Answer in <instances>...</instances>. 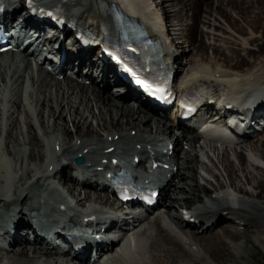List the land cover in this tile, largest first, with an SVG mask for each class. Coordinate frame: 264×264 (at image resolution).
<instances>
[{"label": "bare ground", "instance_id": "6f19581e", "mask_svg": "<svg viewBox=\"0 0 264 264\" xmlns=\"http://www.w3.org/2000/svg\"><path fill=\"white\" fill-rule=\"evenodd\" d=\"M39 2L64 9L72 25L92 32L113 26V7L145 26L157 17L163 27L152 31L166 60L177 66V91L198 90L206 99L223 96L229 103L245 102L251 121L257 127L264 123V0ZM251 6L255 10H248ZM175 20L179 31L173 33ZM178 47H183V58L176 54ZM188 52L191 59H186ZM4 55L10 59L0 58V264H241L248 232L264 246V126L250 130L243 141H230L221 140L213 128L202 132L187 123L181 134L175 133L171 160L176 170L163 186L164 210L155 218L127 213L120 220L137 229L131 236L136 237L135 246L116 247L127 232L122 238L113 234L112 242L98 247V259L90 262V252L70 258L68 252L62 255L61 247L30 240L38 225L26 211L35 207L36 197L38 205L49 209V220H55L58 202L60 208H83L86 217L111 222L100 216L122 205L108 194L102 173L91 168L119 155L133 161L140 156V164L146 162L149 144L165 141L176 120L166 113L157 117L155 106L131 100L136 93L112 92V83L121 80L112 82L110 66L99 73L105 65L99 58H86L89 51L79 52L75 60L68 54L62 69L52 72L34 68L26 55L11 50L0 53ZM12 63L16 74L9 71L7 76ZM68 68H78L77 76L84 79L96 75L98 81L86 86L68 76ZM59 72L65 73L64 81ZM29 79L36 96L28 95ZM77 155L86 159L79 168L73 162ZM78 169L82 181L73 176ZM188 216L198 222L192 224ZM149 240L147 257L142 244ZM138 248L135 260H129L126 256ZM104 254L109 256L103 259Z\"/></svg>", "mask_w": 264, "mask_h": 264}, {"label": "rangeland", "instance_id": "374dc122", "mask_svg": "<svg viewBox=\"0 0 264 264\" xmlns=\"http://www.w3.org/2000/svg\"><path fill=\"white\" fill-rule=\"evenodd\" d=\"M161 1L162 0H156V4L158 5V4H160L161 3ZM209 1H211V0H209ZM252 7H254L253 9H252ZM248 10H251V11H253V10H255V6H251V7H249L248 8ZM174 26L172 27V32L173 33H176V32H178L179 30H177L179 27H178V25H179V23L175 20L174 21ZM263 28L264 27H262L261 28V30L260 31H262L263 30ZM175 30V31H174ZM244 35H246V34H244ZM249 40H251V37H249ZM257 44V43H256ZM255 44V45H256ZM185 46V45H184ZM182 48L183 47H178L177 48V53L179 54V57H184V55H183V53H182ZM212 50H210V52H211ZM16 55V54H15ZM9 57V58H8ZM6 56V55H4V56H0V58H4V59H10V56ZM193 57V55H192V52H188V56H187V58L186 59H191ZM20 60H22V58H19ZM14 64L12 63L11 65H10V70L8 69V71H7V76H9V73H10V75H12L13 73L14 74H16V66L14 65ZM24 60H22L21 61V67L22 68H24ZM15 68V69H14ZM11 69H12V71H11ZM10 71V72H9ZM15 71V72H14ZM9 72V73H8ZM23 72V71H22ZM18 75H19V73H18ZM11 79V78H10ZM30 80V79H29ZM64 81V80H63ZM63 81H61L62 83H63ZM2 82V81H1ZM13 82V81H12ZM19 83V82H18ZM2 84V89L1 90H3L4 89V83L2 82L1 83ZM11 84V83H10ZM9 84V85H10ZM63 86H64V83H63ZM90 87L92 86V85H89ZM114 86H118L116 83L113 85V87ZM113 87H111V88H113ZM114 89V88H113ZM112 89V91H116V90H113ZM8 91L7 92H10L9 91V89H7ZM18 90V89H17ZM26 90H27V92H28V95H30V94H32V95H37V89H34L32 86H31V80H30V86L29 87H27L26 88ZM55 90V89H54ZM108 91V90H107ZM16 92V91H15ZM14 93V92H13ZM30 93V94H29ZM102 95V94H101ZM101 95H100V97H101ZM103 98V97H102ZM23 116H25V115H23ZM38 118V117H37ZM39 118H40V116H39ZM66 119H64V121H65ZM71 126H72V124H70ZM137 130L136 129H133L132 130V132H136ZM260 134L261 135H263L264 134V131H262V132H260ZM261 137V136H260ZM259 138V136L258 137H256V139H254L256 142H257V140H259L258 139ZM79 141H81V140H79ZM51 148H52V146H51ZM59 166H60V164H59ZM176 177H174V179H175ZM177 179V178H176ZM176 181V180H175ZM179 181L181 182L182 181V179L180 178L179 179ZM178 183V182H177ZM60 187L62 188V189H65V191H67V189L66 188H64L63 186H61L60 185ZM212 187V186H211ZM63 192V191H62ZM176 206H177V208H179L180 209V205H177L176 204ZM177 208H174V209H177ZM173 209V210H174ZM166 210V209H165ZM178 212V211H177ZM173 213L175 214L176 213V210H174L173 211ZM166 214H167V212H166ZM162 217H163V215H162ZM155 220V219H154ZM219 228H221V227H219ZM222 229H223V226H222ZM221 229V230H222ZM246 241L244 242V250H243V252H242V257H243V259H246L245 261L243 260V261H241L242 263L241 264H264V246L261 244V243H258L257 241H256V239H255V237H254V235L251 233V232H248L247 234H246ZM122 238V237H121ZM125 238V237H124ZM123 238V239H124ZM122 239V240H123ZM150 244V240H149V242H148V244H146L145 245V241L143 242V244H142V246L144 245L145 246V251H146V253H147V257L149 256V248H148V245ZM148 248V249H147ZM136 250H140V248H138V249H135V250H131L129 253V257H131L132 258V260H135V258H136V255H137V251ZM148 251V252H147ZM147 257H145V258H147ZM149 263H150V261H149Z\"/></svg>", "mask_w": 264, "mask_h": 264}, {"label": "water", "instance_id": "95a60500", "mask_svg": "<svg viewBox=\"0 0 264 264\" xmlns=\"http://www.w3.org/2000/svg\"><path fill=\"white\" fill-rule=\"evenodd\" d=\"M78 161L81 162L82 161V158H79Z\"/></svg>", "mask_w": 264, "mask_h": 264}]
</instances>
